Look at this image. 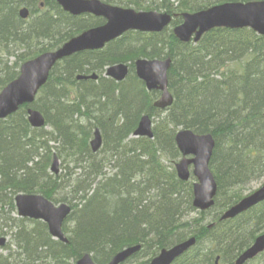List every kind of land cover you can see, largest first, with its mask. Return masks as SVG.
Listing matches in <instances>:
<instances>
[{
    "label": "rangeland",
    "instance_id": "1",
    "mask_svg": "<svg viewBox=\"0 0 264 264\" xmlns=\"http://www.w3.org/2000/svg\"><path fill=\"white\" fill-rule=\"evenodd\" d=\"M39 1H43L42 9L32 13V9L36 6V3L38 6ZM122 1L127 2L129 0ZM132 1L133 4L138 5V7L152 6L155 9L163 8L164 11L171 10L172 13L170 14L172 19L166 26L168 34L173 32V23L176 22L179 16L178 10L182 9L179 5L191 3L196 7L198 6V2H200V0ZM52 3L53 0H0V24L3 25H0V87L1 84L7 80V78L12 76L16 78L19 75V70L22 63H24V59H32L38 54L43 53V49L45 50L46 48H50L49 50L58 48L62 40L74 29L75 26L71 20H67L65 25L59 26L50 22V17L53 13ZM171 3L174 5L172 6ZM13 4L17 7L20 6V8L29 9L31 15L27 20L19 19L18 14L17 18L16 12L14 11L13 6H11ZM186 11L189 12V10ZM86 20H88V18H86ZM7 26V29H3ZM89 28L91 27L86 29ZM80 29L82 31L84 30L82 28ZM138 32L139 31L128 32L126 33L128 35L125 36L124 39L121 38L125 34L110 44H107L103 49L104 56H86L82 58V60L77 59L72 62L71 65L65 69V71L62 69V66H59L60 69L58 70H61L62 77H65L67 84H69L67 79L68 74L70 73L69 80L71 82L72 70L77 66L80 67L79 69L82 68L85 74L92 72L88 69H94V73H98L100 76L105 77L106 69L109 66V62H111L110 59L108 61L106 54H114L113 52H115L116 54L112 56H116L120 59H118L117 62L110 64L111 66L119 62H126L130 65L129 73L122 81H118L117 84L128 85L131 83L135 85V83L132 82V79H130V77L135 75L140 80L142 85L144 84V81L136 74L134 66L135 60L139 58L148 59L149 57L146 56H150L149 54L152 51L157 50V47L162 49L161 52L163 55H166L168 45L167 43L151 45L149 43H152L154 40L151 41V37L146 32ZM256 34L264 36L258 33ZM164 41L166 42V39H164ZM190 43L196 44L195 41H190ZM232 55L239 56V59L242 58V60L239 61L240 64H243V61H245L240 50L232 52V54L230 53L228 57H232ZM258 67L261 69L260 66H257L256 68ZM213 70L216 71V68ZM253 71H256V69L252 68L250 70L246 76L247 80L231 79L228 81L230 84V100L228 102V106L231 114H233L232 121L244 115L247 109L245 104H250L245 91V84H247L248 79L251 78V73ZM220 73H222L223 80L228 79L225 72L223 73V71H220ZM234 73L235 72L233 71L230 76ZM252 76V79L256 77L258 79L260 78V75L258 74L252 73ZM213 77L214 76L211 75L208 81H212ZM99 78L94 82L82 81L83 79H80L78 82H71L70 86L65 87L70 95V99L75 98L78 103H81L76 104V107L80 108L81 111L80 113L75 111V113L71 112L59 115L63 116L64 120H68L59 123V126L61 127L60 131L57 127L55 128V126L50 124L54 115L53 109L49 112L48 106L49 104H53L52 102L54 99L62 100L63 104L69 106V102L67 101L68 94L65 93L59 86L51 87L50 92L45 93L46 98H44V95L41 96V92H39L29 107H23L15 113H11L7 117L0 119L2 122L6 121L8 122V125H12L15 121L19 120L18 116H23L24 114L28 120V109L36 108L38 111H41L45 120L44 125L40 127H35L29 123L32 127L31 133H34L35 130L33 129H36L37 136L41 135V141L34 140L28 143L31 151L34 148L35 152V147L40 149L38 152L39 154L36 157V161L39 162L37 168H41L40 172L38 171L40 178L29 182L26 180L27 176L21 174L15 175L13 179H11L13 172L14 174H17V171H13L11 175H4L0 173V234L5 235L7 240L6 245L4 247H0V254H2L0 257V264H14L15 262H21L20 264H39L43 259H46V263L49 264H75L74 260L77 256L76 253L86 248L91 250V256L95 258L94 260L98 263L100 261L97 260L106 258L112 251L118 249L120 243L117 241L121 239V237L117 235L115 236L116 239L112 238L114 240L102 242L96 250L87 247L81 241L80 243L79 239L81 237V233L77 228L79 225L77 218L78 210L80 208L79 203L86 201L88 203H93L94 200L91 201L92 194L96 193L95 196L98 197L97 192L98 190L100 191V188H103L105 195L107 194V191L110 192L115 182L113 180L116 178V172L120 171L125 164H127L128 168L132 169V172H134L131 177V180H133L134 183L130 186L131 190H128V200H132V203L129 206L132 207L133 204H137L140 201L145 202L149 199L146 202V210L148 208L149 213L152 216L149 217L151 219L146 221V225L142 226V229L138 228L133 234L126 235V237H129V241L138 239V237L145 240H148L149 238V245L151 248L147 250L140 248L138 251L129 256L123 264H143L147 260L151 259L159 250L158 246L160 240L162 239L160 237H163L165 242V244H161L160 246H171L182 240L190 229L195 228L196 220L200 217V210L194 207L193 198L191 201L193 210L190 212L185 211L191 206L189 201L192 194L190 193H193V191L189 185L193 186L197 180L191 169L190 178L187 180V195L185 194L182 197V180L178 176L176 167V164L180 161L182 156L175 142V132L182 129V126H175L179 121L176 115L175 119L172 115L171 117L169 116L173 104L165 108H158L155 112L150 113L152 116V130L154 133L153 138L135 135L134 131L137 126L132 134L126 138L128 140H132L141 137L147 138L149 141L156 140L153 148H147L145 144L134 142L132 147L134 154L124 152L122 151L120 145L125 133L123 130L125 129L124 127L128 121L126 120L125 114L118 111L116 106L115 109L110 108L109 110H107L106 107L102 108L97 102L98 99H95L92 96V85L93 83H97ZM104 86L106 85L102 84L97 88L103 89ZM2 88H0V90ZM51 93L53 94V97H50ZM238 94L241 97L237 102L236 96ZM116 95H119V91H116ZM200 95V92L191 95V98L195 102H199L198 104H193L198 108V113L203 112V104L200 101ZM148 106L149 101L147 98V103L141 104V107H139L136 112L134 111V113L136 115L139 113H149ZM70 110L72 111V109ZM237 115L238 117L234 119ZM134 119L135 117L133 120ZM183 119L184 118H182V120ZM19 122L20 121H18L17 124ZM215 124V117H212L202 127L213 128ZM194 126L199 127L198 125ZM88 128H91L89 133H87ZM96 128L100 130L101 143L97 150H93L90 140L93 137L94 130ZM189 129L194 130L196 127L191 126ZM218 129L213 128L212 132H210L215 138L213 151L216 153L215 161L214 158L212 159V162L210 160V168L214 174H217V172L223 173L222 170L227 169L226 175L228 176L229 181L227 184L225 183L224 185L219 186V189L214 197V204L206 210H201L204 211L203 215L206 214V223L212 222L214 215L223 213L225 211L224 206L229 200L232 201L230 205H234L240 201V198L243 197V195L249 193L252 189L264 183V146L261 143V140H250L247 138L249 129L247 127L241 129V126L240 128H237L234 121L231 131L224 133L223 131H218ZM67 130L69 132H66ZM262 130L264 131V129ZM59 132L61 137H58ZM65 132L66 135L69 136L74 134L72 140L69 141L67 145L63 140L64 135H62ZM172 133L174 135L173 140ZM86 137L88 138L90 151L84 153L82 152V147H84L87 142ZM45 139L49 140L48 144L44 142ZM233 140L240 141V143L237 142V150H231ZM72 141V146H68ZM249 152H252V154H249ZM229 154H233L232 156L236 161ZM226 156H230V158L226 159ZM55 157L58 158V173H55L53 170ZM147 157L152 158L155 162L154 166L144 165L142 160H146ZM23 161L22 164H18V162H16L13 166H24ZM27 164L29 165L28 162ZM191 167L192 165L190 168ZM32 168L34 169L36 166L33 165L31 169ZM12 169L15 170V167H12ZM45 170L51 175L52 179L46 177L44 172ZM99 170L103 172L101 176L103 178L92 179V176H94L95 173L97 174ZM252 175H254V178L248 179L249 177H252ZM14 182L15 185H13ZM28 183L36 185L39 184L33 189L34 192L43 194L54 202L65 201L68 205H70L71 210L62 224V229L67 239L66 242H62L57 237L52 236L49 232V227L45 224L44 220L29 221L27 226H25L26 223H23V218L19 215L17 205L15 202L12 203L9 198L10 194L8 193L10 192L9 186H14L15 188L20 189L23 185H27ZM88 183L89 190H86ZM115 187L117 186L115 185ZM42 189L48 190L47 193L40 192ZM87 196L91 197V199L89 200ZM176 197H179V199H174ZM103 198L105 199V202L108 201V205L110 207H115L117 205L115 203L122 204L120 198L115 199V197L110 195L103 196ZM124 198L126 199L127 197L124 196ZM256 207L250 208L225 220L229 222H242L244 226L249 229L241 231L239 234H236V236L229 237L227 242H221L218 247V240L210 242L208 246L211 247L203 250V252H198V258L190 264H214L211 257L212 250L214 249L213 247L216 249L215 252L221 256L220 264H228L229 257L234 255L241 248L242 244L249 242L250 239L245 238L247 233L253 235L260 227L264 228V213H255V210L258 209ZM161 211L165 212L166 216L170 219H163L160 223H157V225H159V229L155 230V232L151 233V235L148 234V231L156 226L154 225L151 227L148 225L152 224V220L156 219V216L160 215ZM170 220L171 223H174V225L169 229L171 223L168 225V222ZM45 225L47 229L45 228ZM164 225L166 226L165 229ZM183 226L187 227L183 228ZM23 231H25V237L21 239L17 233H21ZM28 238L32 241L34 240L35 242V244L32 243L31 248H28L25 245V240ZM52 240L60 243L58 244L61 245L60 248L64 245H69L70 247L60 249L51 243ZM27 242L30 243L31 241L27 240ZM39 245H42L43 247H47L48 245V248L50 247L51 249L43 259H40L35 254V252L40 249ZM51 245L58 248L62 256L58 255L57 257H54L56 256V253H52L54 248ZM248 264H264V253L258 259Z\"/></svg>",
    "mask_w": 264,
    "mask_h": 264
},
{
    "label": "trees",
    "instance_id": "2",
    "mask_svg": "<svg viewBox=\"0 0 264 264\" xmlns=\"http://www.w3.org/2000/svg\"><path fill=\"white\" fill-rule=\"evenodd\" d=\"M103 1L112 4H120L123 6L124 5L133 6L137 10L164 11L163 8L155 9L152 6L138 7V5H135L133 3H127L122 0H103ZM227 1H246V0H214V1L200 0V2H198V6L196 7L191 3L181 4L179 5V7L182 9L178 10L179 16L176 22L173 23V25L175 26L181 23L182 21L181 13L186 10H189V12L198 11L200 9L209 7L211 5L217 3H223ZM52 4H53L52 6L53 13L52 16L50 17L51 23H53L56 26H59V25H65V22L67 20H71L73 21L72 23L75 26L72 32L62 40L60 45L65 41H67L68 39L80 33L82 31L80 28L86 30V28L95 24L93 23L92 19L86 20V18L83 19L69 15L58 5L56 0H53ZM171 5L173 6L174 4L171 3ZM165 12L172 13L171 10H165ZM0 25L3 26L2 24ZM7 28L8 26L3 29H7ZM147 34L151 37L150 39L151 41L154 40L152 43L149 44L158 45L160 43H167L168 45L166 55H163V53L161 52L162 49L157 47V50L152 51L149 54L150 56H146V57L149 58L170 57L172 59L171 68L169 70V87L175 97V101L171 107L169 116L171 117L172 115L174 119H175V115L178 117L179 121L175 126L180 125L182 126V128H191V126H193L196 127V129L193 130L196 133H210L212 132L213 128H218L217 126L219 124L220 127L218 131L220 130L225 133L231 131V127L233 126V121H234L235 126L237 128H240L241 126V129L246 127L249 129L247 138H249L250 140L260 139L261 143L264 146V131L262 130L264 129V101H263L264 100V93H263L264 92V36L257 35L255 31H253L251 28L248 27L237 28V29L214 28L208 31L207 33H205L198 43L191 44L190 42L180 41L178 38H176L173 32L168 34L167 29H165L163 32L147 33ZM127 35L128 34H125L121 39H124V37ZM164 39H166V42L164 41ZM237 50H240L242 52L243 55L242 57L243 59H245V61H243V64L239 63V61L242 60V58L239 59V56L232 55V57H228L230 53L232 54V52H237ZM113 53L116 54L115 52ZM114 54H109V53L106 54L108 61L109 59L111 60V62H109V65L117 62V60L120 59L116 56H112ZM86 56L101 57L104 55H103V51H84L74 54L69 58H66L63 61V63L61 62L62 64L61 63L56 64L50 73L48 82L40 90L41 96L44 95V98H46L45 93L50 92L51 87L59 86L65 93L68 94L67 101L69 102V106L66 105V107L68 109H72L71 112L73 113H75V111L80 113L81 110L80 108L76 107V104H81V103H78L75 98L70 99V95L65 89V87L70 86L71 82H78L76 80V75L79 73H84V70H82V68L79 69L80 67L78 66L73 68L71 82L69 80V74H70L69 73L67 78L69 84H67L65 81V77H62L61 70L58 69H60L59 66H62V69H64L65 71V69L69 67L72 62H74L77 59L82 60V58ZM257 66H260L261 69H259V67L256 68ZM215 68L216 71L213 70ZM252 68L256 69V71H253L252 73L260 75V78L258 79L256 77L252 79L253 76L251 73V78L248 79L247 84L244 83L246 86L245 91L247 93V97L250 104H245V107H247V109L244 115L232 121L233 114H231L228 106V102L230 100V84L228 81L231 79L247 80L246 76L248 75V73ZM88 70L92 72L94 71V69H88ZM220 71H223V73L225 72V74H227L228 79L223 80L222 73H220ZM233 71L235 73L232 76H230V74ZM211 75H213L214 77L212 78V81H208ZM14 78H15L14 76L7 78V80L1 84L0 88H2L7 82H9ZM130 79H132V82L135 83V85L131 83L128 85H120V84L118 85L115 80L108 77L100 76L99 81L97 83H93L92 85L93 89L91 93L95 99H98L97 102L99 105H101L102 108L106 107L107 110H109L110 108L115 109L116 106L118 111H121L125 114L126 120L128 122L124 127L125 129L123 131L125 133L123 139L121 140L120 146L122 151L134 154V151L132 150L134 142L145 144L147 148H153V145L156 142V140L149 141L147 138H141V137L132 140H128L126 138H128V136L132 134L142 114L139 113L136 115L134 111L136 112L139 109V107H141V104L147 103V98L149 101L148 112L149 113L155 112L156 109L153 106L152 102L156 97H158V92L156 91L149 92L145 88V84L141 85L140 80L135 75L130 77ZM102 84L106 86H104L103 89H98L97 87ZM116 91H119L118 96L116 95ZM197 92H200L201 94L200 101L203 104L202 113H198L197 112L198 108L193 105V104H198L199 102H195L191 98L192 97L191 95ZM240 97L241 96L239 94L236 96L237 102L239 101ZM52 103L63 104L62 100H57V99H54ZM23 107H27V105H23L22 108ZM60 117L61 119L59 122H54L53 119L56 118V116L54 115L50 122V124L52 126H55V128L57 127L59 131L61 129L59 123L64 121V117L63 116ZM134 117L136 120L135 119L133 120ZM212 117H215L216 124L214 125V127L213 128L202 127ZM237 117L238 115L234 117V119ZM18 118H19L18 121L20 122L17 124L18 121H15L12 125H8V122L6 121L2 122V120H0V127L2 129V130L0 129V173L4 175H11L13 171L15 172L17 171L18 172L17 174H14L13 172L12 174L13 176L11 177V179H13L15 175L21 174L27 176L26 177L27 181L32 182L40 178L38 174L41 168L39 167H38L39 169L37 168L39 162L35 160L39 154L38 152L40 149H38V147L33 146L35 147V152L33 147H32L33 150L31 151L29 149L28 143L34 140L41 141L40 140L41 135L39 134L40 136H37L36 129H33L35 130V132L31 133L32 127L30 126L25 114L23 116H18ZM182 118L184 119L182 120ZM194 125H198L199 127ZM66 132L69 131L67 130ZM66 132L62 135L66 136L67 138H70L69 135H66ZM89 132L90 130L87 133ZM58 137H60V132L58 133ZM173 138L174 135L172 133V140ZM237 142L240 143V141L233 140V143L231 144V150L238 149ZM88 151H90V148L88 145V138H87V142L85 143L84 147H82V152L85 153ZM249 154H252V152H249ZM215 155L216 153L214 152V161H215ZM229 155L232 156L233 154H229ZM230 156H226L225 158L229 159ZM22 161L24 166H20V165L13 166V164L16 162H18V164H22ZM27 162L29 163V165L27 164ZM142 162L144 163L145 166L155 165L154 164L155 162L150 157H147L146 160H142ZM33 165H35L38 170L36 168L31 169ZM12 167H15V170H13ZM226 171L227 169H224L222 170L223 173L217 172L216 174V178L219 186H222L225 183L227 184L229 181V178L226 175ZM44 172L46 177L52 179L51 175L47 173L46 170ZM133 174L134 172H132V169H129L128 165L125 164V166L120 171L116 172V178L113 180L115 182L110 192L107 191L106 192L107 194L105 195L104 194L105 191L103 190V188H100V191L98 190L97 192L98 197L95 196L96 193H94L92 194V199L89 198V200L91 199V201L94 200L93 203H88L87 201L80 202L81 207L78 210V218H77L79 223L77 228L81 233L79 242L81 241L87 247L96 250V248H98V246L101 245L102 242L104 241L108 242L110 240H114L116 239L115 238L116 235L121 237V239L117 241L120 243L118 249L112 251L106 258L97 260L100 261L98 262V264L108 263L118 251H120L124 247L130 246L129 244L134 239L129 241L128 240L129 237H126V235L133 234L134 232L137 231L138 228L142 229V226L146 225L147 223L146 221L151 219L149 218L152 216L149 213V209L147 208L146 210L147 207L146 202L149 199H147L145 202L140 201L137 204H133L132 207L129 206L132 203V200H128L129 199L128 190H131L130 186L132 185V183H134L133 180H131ZM13 185H15V182L13 183ZM38 185L39 184L36 185L33 183H28L27 185H23L22 188L25 187V189L28 192H32V191L34 192L33 189ZM115 185L117 187H115ZM185 185L188 184L186 183ZM9 189H10V192L8 193L10 194L9 198L12 201V203H14V198L16 193L22 190L21 188L18 189L15 188L14 186L12 187L9 186ZM47 191L48 190L46 189H42L40 192L47 193ZM185 194L187 195L186 190L182 191V196H184ZM107 195L115 197V199L120 198L122 204L115 203L117 204L115 207H110L108 205V201L105 202V199L103 198V196H107ZM124 196H126L127 198L125 199ZM191 201H192V197L189 201L190 205H191ZM58 202H65V201H57L56 203ZM230 203H232L231 200H229L224 207L228 206ZM256 208L258 209L255 210V213L257 214L264 213V203L260 204ZM192 210H193V206L191 205L189 208L186 209L185 212H190ZM159 216L160 215L156 216V219L152 220V224L148 225L151 227L156 225L154 228H151L150 230L159 229V225H157V223H160V221H162V219H160ZM22 220L24 224L26 223L25 226L29 224V221H34L27 218H23ZM200 221L201 219H197L196 223ZM186 227L187 226H183V228ZM220 227L224 229L223 232L221 233L223 235L225 234L226 236L225 242L228 241L229 237H232L231 236L232 231L241 230V229L244 230L245 228H247L244 226L242 222L217 221L216 225L213 228H209L207 225L202 226L201 228L202 231L200 235L191 234L189 231L187 235L184 238H182V240H185L189 236L194 235L197 238V242L191 249L185 252L173 264H190L194 260H196L198 258L197 253L202 252L201 247L204 245V242L207 239V237H211L214 233L216 234V231L219 232L218 229ZM261 229L256 230V232H258ZM226 230L227 231L229 230V232L226 233ZM21 233L25 235V231ZM21 233H17L18 236H20ZM148 234L151 235V233ZM255 235L256 233L251 235V237H255ZM160 238L162 239L160 240L159 245H161L164 242L163 240L164 238L163 237ZM51 243H53L59 248L61 246L58 245L60 243H57L53 240L51 241ZM247 244L248 242L242 244L241 249H239L235 254H239L240 252H242L243 246H246ZM52 247L54 248L55 251L53 253H56V256L58 255L62 256L58 248L54 246ZM68 247L70 246L64 245L60 249H66ZM193 251H194V255L192 253ZM84 252L91 253V250L86 248L78 251V253H76L77 256L75 257V259L79 258ZM235 254L231 255L230 257L234 258ZM1 256L2 254H0V257ZM230 257L229 260L231 261ZM230 261L228 262V264H233V261L231 262ZM20 263L21 262H15L14 264H20Z\"/></svg>",
    "mask_w": 264,
    "mask_h": 264
},
{
    "label": "water",
    "instance_id": "3",
    "mask_svg": "<svg viewBox=\"0 0 264 264\" xmlns=\"http://www.w3.org/2000/svg\"><path fill=\"white\" fill-rule=\"evenodd\" d=\"M64 10L73 15L92 13L104 16L106 22L98 27L86 29L70 38L63 45L50 51H45L27 60L21 66L17 78L9 82L0 91V118L15 112L25 103L34 101L40 88L46 84L53 66L60 59L69 57L77 52L103 48L106 43L118 38L129 30L142 32H158L171 22V15L157 11H136L118 5L104 3L101 0H57ZM22 16L26 9H22ZM182 23L175 26L173 31L177 38L187 42L193 39L199 41L201 36L214 28H252L258 34L264 35V0L228 1L216 4L196 12H184ZM171 59L139 58L135 62L137 76L150 89H160V98L155 106L165 108L173 103V96L168 90V70ZM129 73L125 63L112 65L107 69V75L116 81H122ZM90 77L95 78L96 74ZM86 79V75H78ZM29 121L35 127L45 123L43 114L35 109H29ZM135 135L154 136L152 119L149 114H143L134 132ZM175 141L182 154V159L176 164L178 176L188 180L193 166V175L197 178L194 183L193 205L199 210H206L214 203L217 193V182L210 169L215 140L211 133H195L190 129H180L176 132ZM101 143V133L97 128L91 141L92 149L97 150ZM58 158H54L53 170L58 171ZM264 200V185L249 194L226 210L223 218L234 217ZM19 214L47 222L52 236L66 240L62 224L71 210L66 203L54 204L39 193L19 194L16 196ZM5 241L0 238V245ZM196 243V237H189L170 248L162 249L146 264H172ZM140 249L139 245L128 246L117 252L107 264H121L129 256ZM264 250V233L256 238L254 243L241 252L235 264H244ZM77 264H96L91 254L82 255Z\"/></svg>",
    "mask_w": 264,
    "mask_h": 264
},
{
    "label": "bare ground",
    "instance_id": "4",
    "mask_svg": "<svg viewBox=\"0 0 264 264\" xmlns=\"http://www.w3.org/2000/svg\"><path fill=\"white\" fill-rule=\"evenodd\" d=\"M127 3H133V1L132 0H129V1H127ZM11 6H13V9H14V11L16 12V16H17V11H18V9H19V7H17L15 4H13V5H11ZM124 6H126V5H124ZM127 7H133V6H127ZM65 12L66 13H68L69 15H71L72 13H70L69 11H66L65 10ZM17 18H18V16H17ZM47 50H49L50 48H46ZM44 51H46V50H44ZM81 52V51H80ZM77 53H79V52H77ZM10 56H12V55H10ZM159 58H162V57H159ZM27 60V59H26ZM26 60H24L23 62H25ZM19 71H21V68H20V70ZM12 80H10L9 82H11ZM9 82H7L3 87H5ZM51 96H53V94H51ZM50 101V100H49ZM49 106V112H50V110L51 109H53V115H55L56 116V118H54L53 119V121L54 122H59L60 121V119H61V117L59 116V115H64V114H66V113H71V110L70 109H68L67 107H66V105L65 104H49L48 105ZM142 115V114H141ZM64 121H68V120H64ZM218 128L220 127V125L218 124V126H217ZM218 128H215V129H218ZM89 130H91V128H88V131ZM81 133H82V131H81ZM74 136V134H72V135H70V138H67L66 136H64L63 137V140L65 141V144L67 145V143L69 142V141H71V138ZM213 136V135H212ZM61 137V136H60ZM165 138V137H164ZM213 138H214V136H213ZM214 140H215V138H214ZM45 142L48 144L49 143V140L48 139H45ZM72 143H73V141L71 142V143H69V145L68 146H72ZM40 151V150H39ZM214 158V151H213V154H212V158H211V162H212V159ZM36 160V159H35ZM134 168H135V164H134ZM211 169V168H210ZM211 172H212V174L214 175V178H215V180H216V182H217V178H216V174H214V172L212 171V169H211ZM102 173L103 172H101L100 170L97 172V174L95 173V175L94 176H92L93 178L92 179H96V178H103V177H101L102 176ZM252 178H254V175H252V177H249L248 179H252ZM245 180H247V179H245ZM264 185V183H262V184H260L259 186H257V187H255L254 189H252L249 193H247V194H245V195H243V197H241L240 198V200H242L243 198H245L246 196H248L249 194H251V193H253L254 191H256V190H258L260 187H262ZM83 186V185H82ZM191 188H192V191H193V186L192 185H189ZM187 187H188V185H184V184H182V191H185V190H187ZM218 189H219V184H218V182H217V191H218ZM21 190L22 191H18L17 193H16V195H19V194H31V193H33V191L32 192H28L26 189H25V187H23V188H21ZM86 190H89V183L87 184V186H86ZM190 193V192H189ZM190 194H192V192L190 193ZM86 197V196H85ZM183 197V196H182ZM87 198H91V197H89V196H87ZM176 199H179V197H176ZM60 203H62V202H60ZM262 203H264V200L263 201H261V202H259L258 204H256V205H254V207H256V206H259L260 204H262ZM214 204V203H213ZM79 206L81 207V203H79ZM232 207V204L230 205H228V206H226L225 207V211L226 210H228L229 208H231ZM80 209V208H79ZM224 211V212H225ZM162 212V215L160 214V216H159V218L160 219H170L169 217H167L166 216V213L165 212H163V211H161ZM224 212L223 213H221V214H216V215H214V217H213V220H212V222H210V223H206L205 222V217H206V214H204L203 215V213H204V211H199V215H200V217L199 218H197V219H201V221L200 222H198V223H196V225H195V228H192L191 230H190V233L191 234H196V235H200V233H201V228H202V226H204V225H207L209 228H213L215 225H216V223H217V221L218 222H224L225 220H227L228 218H223V214H224ZM170 223H171V220L168 222V225H170ZM173 225H174V223L172 222L171 223V225L169 226V229L170 228H172L173 227ZM165 225H164V229H165ZM262 227H260L259 229H261ZM218 229V228H217ZM245 229H249V228H245ZM244 229V230H245ZM153 231H149V233H154L155 232V229H152ZM219 230V232H217L216 231V234L214 233L211 237H207V239L205 240V242H204V245L201 247V251L203 252V250H205V249H207L208 247H211V246H208L209 244H210V242H214V241H217L218 240V243H217V247L220 245V243L221 242H223V241H226V236H225V234L223 235L221 232H223V230L224 229H222L221 227L218 229ZM241 231H243L242 229L241 230H234V231H232V233H231V236H236V234H239ZM214 232V231H213ZM229 232V230L227 231L226 230V233H228ZM221 233V234H220ZM264 233V228H262L261 230H259L258 232H256V235H255V237H251V234L250 233H247V235H246V239H250L249 240V242H248V244L246 245V246H243V249L242 250H246L247 248H249L253 243H254V241L256 240V238L257 237H259L260 235H262ZM1 236H3V237H6L5 235H2L1 234ZM23 237H25V235L23 234V233H21V235H20V238L22 239ZM251 237V238H250ZM201 238H202V236H201ZM27 240H30L31 242L30 243H28L27 242ZM180 242V241H179ZM179 242H176V243H174L173 245H171V246H166V245H162L161 247H160V245L158 246V248H159V250L156 252V254H158L162 249H164V248H170V247H172V246H174V245H176L177 243H179ZM32 243L33 244H35V242H34V240L32 241L30 238H28V239H26L25 240V245H26V247H28V248H31L32 247ZM149 243H150V240H149V238H148V240H145V239H143V238H141V237H138V239H134L129 245H131V246H136V245H139L140 246V248L141 249H144V250H147V249H150L151 247H150V245H149ZM162 244H165V242H163ZM215 246V245H214ZM39 247H40V249H38L37 250V252H35V254H36V256L37 257H39L40 259H43L44 258V256L45 255H47L48 254V252L51 250L50 249V247L48 248V245H47V247H43L42 245H39ZM214 249L212 250V259H213V261H214V264H220V261H221V256H220V254H218V253H216L215 252V247H213ZM241 249V248H240ZM218 251V250H217ZM53 252H55V251H53ZM52 252V253H53ZM88 253V252H87ZM86 252H84L82 255H85V254H87ZM193 253V255H194V251L192 252ZM264 253V250L262 251V252H260L258 255H256L254 258H252V259H250V260H248V261H246L244 264H248V263H250V262H252V261H254V260H256V259H258L262 254ZM57 254H59V253H57ZM90 254V253H89ZM155 254V255H156ZM81 255V256H82ZM238 254H235V256H234V258L233 257H230L231 258V261H233V264H235V261H236V259L238 258ZM54 257H57V256H54ZM46 259H43L42 261H40V263L39 264H49V263H46V261H45ZM230 261V260H229ZM230 261V262H231Z\"/></svg>",
    "mask_w": 264,
    "mask_h": 264
},
{
    "label": "flooded vegetation",
    "instance_id": "5",
    "mask_svg": "<svg viewBox=\"0 0 264 264\" xmlns=\"http://www.w3.org/2000/svg\"><path fill=\"white\" fill-rule=\"evenodd\" d=\"M19 7V9H18V11H17V13H18V15H19V19H28V17L31 15V12L32 13H34V12H36L37 10H40V9H42V7H43V1H39L38 2V6H37V3H36V6L32 9V11L30 12L29 11V9L28 8H25L26 9V15L25 16H22V14H21V9L22 8H20V6H18ZM71 16H73V17H78V18H88V19H92L93 20V23H95L94 25H92V26H90V27H94V26H101V25H103L105 22H106V18L104 17V16H98V15H94V14H92V13H82V14H79V15H73V14H71ZM92 22V21H91ZM164 31V29H162L161 31H158V32H163ZM88 51H103V49H93V50H88ZM127 66H128V69H130V65L128 64V63H126V62H124ZM171 64H172V61H171ZM170 68H171V65H170ZM170 68H169V70H170ZM169 70H168V90H169V92L172 94V96H173V103H174V101H175V97H174V95H173V93H172V91L170 90V87H169ZM85 74V73H84ZM91 74H93V72H88L87 74H85L86 76H88V78H86V79H84V80H82V81H95V80H97L98 78H99V76H100V74H98V73H95L96 74V77L95 78H93V77H90L91 76ZM76 80H77V75H76ZM77 81H79V80H77ZM145 84V83H144ZM146 87V86H145ZM149 92H153V91H156V92H158V97H156L154 100H153V102H152V104L154 105L155 104V102L160 98V96H161V93H162V91L160 90V89H148V88H146ZM172 103V104H173ZM171 104V105H172ZM159 107H155V109H158ZM187 183V181H183L182 180V184H186Z\"/></svg>",
    "mask_w": 264,
    "mask_h": 264
}]
</instances>
